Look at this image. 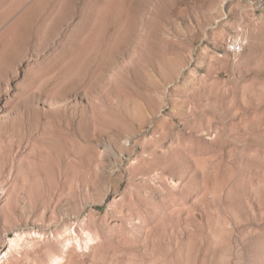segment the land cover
<instances>
[{"label": "rangeland", "instance_id": "1", "mask_svg": "<svg viewBox=\"0 0 264 264\" xmlns=\"http://www.w3.org/2000/svg\"><path fill=\"white\" fill-rule=\"evenodd\" d=\"M0 264H264V0H0Z\"/></svg>", "mask_w": 264, "mask_h": 264}, {"label": "bare ground", "instance_id": "2", "mask_svg": "<svg viewBox=\"0 0 264 264\" xmlns=\"http://www.w3.org/2000/svg\"><path fill=\"white\" fill-rule=\"evenodd\" d=\"M229 47L231 48V49H233V50H230L229 52L230 53H232V54H236V55H238L239 53H241V51L243 50V45H242V42H241V40L240 39H234V40H232L231 42H230V44H229ZM16 231V236L12 239V240H10L11 241V243L12 244H16L18 241V239L19 240H22V238H23V234L25 233L24 231H18V230H15ZM35 233H40L39 231H34ZM75 236H76V234H75ZM67 238V237H66ZM70 238H73V237H70ZM74 238H76V237H74ZM17 245H18V243H17ZM15 246V245H14ZM11 249V248H10ZM8 250V249H7ZM2 253V252H1ZM5 253H7V252H4L3 254L5 255ZM53 260H56V257L53 259Z\"/></svg>", "mask_w": 264, "mask_h": 264}, {"label": "built area", "instance_id": "3", "mask_svg": "<svg viewBox=\"0 0 264 264\" xmlns=\"http://www.w3.org/2000/svg\"><path fill=\"white\" fill-rule=\"evenodd\" d=\"M226 41H227V52H229L230 50H233V49H231L230 47H229V45H228V38L226 39Z\"/></svg>", "mask_w": 264, "mask_h": 264}]
</instances>
